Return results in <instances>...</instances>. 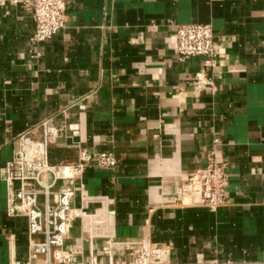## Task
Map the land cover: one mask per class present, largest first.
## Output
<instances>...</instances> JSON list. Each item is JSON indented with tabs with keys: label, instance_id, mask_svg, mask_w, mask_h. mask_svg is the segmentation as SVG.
I'll return each mask as SVG.
<instances>
[{
	"label": "crops",
	"instance_id": "0c3cea01",
	"mask_svg": "<svg viewBox=\"0 0 264 264\" xmlns=\"http://www.w3.org/2000/svg\"><path fill=\"white\" fill-rule=\"evenodd\" d=\"M5 1L0 264L30 254L27 219L9 214L1 170L18 137L52 117L55 165L78 163L81 148L119 161L89 168L76 185L85 215L66 248L80 260L106 264L109 241L146 239L171 264L264 261V0H71L66 29L43 43L32 14L15 3L23 0ZM192 24L214 31L217 57L207 70L204 57L178 58L177 27ZM202 71L211 86L195 84ZM216 139L228 201L211 213L181 201L179 187L206 167Z\"/></svg>",
	"mask_w": 264,
	"mask_h": 264
},
{
	"label": "built area",
	"instance_id": "2783aa9c",
	"mask_svg": "<svg viewBox=\"0 0 264 264\" xmlns=\"http://www.w3.org/2000/svg\"><path fill=\"white\" fill-rule=\"evenodd\" d=\"M71 0H23L22 4L33 16L35 42L43 43L66 29V17ZM0 0V8L6 6ZM177 52L180 61L192 57L206 58L205 70L213 67L216 42L211 25L192 24L178 26ZM204 70V71H205ZM202 71L195 80L198 88L212 85ZM84 109V106H79ZM62 116L67 118L68 111ZM57 117L41 122L33 130L18 137L13 158L1 170V178L8 189V212L25 217L28 222L30 254L27 261L14 260L11 264H104L93 259L84 262L66 248L74 223L85 213L75 206L76 185L89 168H118L119 161L112 153H94L81 148L79 161L73 165H55L51 162V149L57 131ZM214 141L204 169L195 171L179 187L181 201L199 205L216 213L228 201V164L221 161ZM55 200V203H53ZM124 248L125 260L117 261L116 253ZM106 264H171L163 259V251L150 241H109L102 249ZM205 264H264L262 262H235L212 260Z\"/></svg>",
	"mask_w": 264,
	"mask_h": 264
},
{
	"label": "trees",
	"instance_id": "16d2710c",
	"mask_svg": "<svg viewBox=\"0 0 264 264\" xmlns=\"http://www.w3.org/2000/svg\"><path fill=\"white\" fill-rule=\"evenodd\" d=\"M51 162L53 163V164H56L54 161H53V159L51 158Z\"/></svg>",
	"mask_w": 264,
	"mask_h": 264
}]
</instances>
